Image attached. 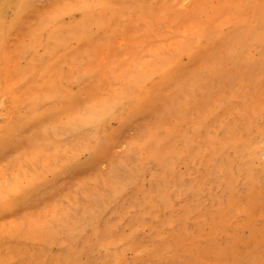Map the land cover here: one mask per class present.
<instances>
[{"label":"rangeland","instance_id":"374dc122","mask_svg":"<svg viewBox=\"0 0 264 264\" xmlns=\"http://www.w3.org/2000/svg\"><path fill=\"white\" fill-rule=\"evenodd\" d=\"M0 264H264V0H0Z\"/></svg>","mask_w":264,"mask_h":264}]
</instances>
